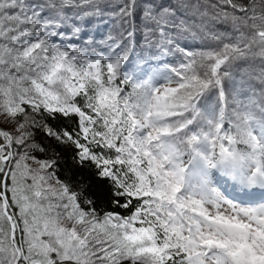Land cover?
I'll use <instances>...</instances> for the list:
<instances>
[{"label":"snow or ice","instance_id":"6c2138e0","mask_svg":"<svg viewBox=\"0 0 264 264\" xmlns=\"http://www.w3.org/2000/svg\"><path fill=\"white\" fill-rule=\"evenodd\" d=\"M109 6L0 0V264H264V0Z\"/></svg>","mask_w":264,"mask_h":264},{"label":"trees","instance_id":"16d2710c","mask_svg":"<svg viewBox=\"0 0 264 264\" xmlns=\"http://www.w3.org/2000/svg\"><path fill=\"white\" fill-rule=\"evenodd\" d=\"M102 7L105 5H110L109 7H105V12H112L117 11L118 7L121 4L128 3L129 0H99ZM139 3L140 0H137ZM188 4H194L196 3V0H185ZM194 9L191 7L187 10V15L189 18V22L191 24V33H184L183 36L179 37V43L181 46H185L187 43V47L190 50L196 51L203 48H206L208 46H215V44L211 41L206 40L205 33L202 32L198 25L201 23L200 19L193 15ZM205 22L208 27H215V22L205 18ZM141 28V20H140V13L138 9H135L133 11V15L127 17L124 19L123 22H121L118 18L112 17L109 15H104L98 18H93L92 23L89 25L88 30L89 32L94 36L96 41H99L103 39L107 35H112L113 37L120 38L121 33L123 32L126 39V33L127 31H133L134 34V44H135V50L140 51V44L143 41L142 32L140 31ZM219 30V29H217ZM194 33V35H193ZM103 45H98V50H102ZM131 59H135V56L133 55ZM176 57H168L167 60L174 61L176 60ZM249 64H251L253 67H256L259 65L260 61L258 59L256 60H250L248 61ZM72 127H75L72 125ZM64 163V157H61V164ZM57 174L59 175L61 180H64L65 182L69 183H75V179L72 177V174L67 171V165H64L63 167L57 169Z\"/></svg>","mask_w":264,"mask_h":264},{"label":"rangeland","instance_id":"374dc122","mask_svg":"<svg viewBox=\"0 0 264 264\" xmlns=\"http://www.w3.org/2000/svg\"><path fill=\"white\" fill-rule=\"evenodd\" d=\"M12 128H13V125L8 124V123H5L3 117L0 116V129H2V130L12 131ZM215 179H216L219 183L224 184L225 187H228V188H229V191H231V188H230L231 182H230V181L225 182V179L222 178V177H219V176H216Z\"/></svg>","mask_w":264,"mask_h":264}]
</instances>
